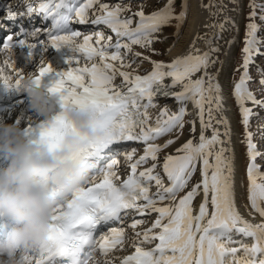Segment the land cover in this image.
<instances>
[{
	"label": "snow or ice",
	"instance_id": "obj_1",
	"mask_svg": "<svg viewBox=\"0 0 264 264\" xmlns=\"http://www.w3.org/2000/svg\"><path fill=\"white\" fill-rule=\"evenodd\" d=\"M174 3L175 0H168L161 10L147 16L142 10L137 11L134 15L139 19L135 28L131 27L132 17L121 19V13L128 10L122 8L121 3L20 0L15 6H7L4 20L18 27L23 25L25 18L33 15L51 20L49 28H37L31 35L38 37L43 33L46 41H41L42 44L54 49L68 48L74 55L66 61L72 67L58 73L59 78L48 91L59 94L62 108L70 103L89 111L95 118L93 127L98 131L92 139L85 138L83 149L76 154V159L87 165L90 180L54 214L49 243L35 259V264H57L60 260L66 264L70 261L71 264H264V207H261L264 183H257L258 178L264 180V177H258L255 161L260 154L248 131L253 109L245 106L250 102L254 107L264 108V101L257 100L247 87L253 57L264 55L258 47V26L254 22L246 25L243 71L233 90L245 128L249 160L247 199L262 221L253 224L242 217L234 201L229 121L223 115L219 119L215 116V113H222L223 104L216 75L208 69L216 63L212 57L219 51L214 46L220 39L219 32L213 36L197 34L187 54L170 63L150 61L152 70L146 75L123 70L131 67L126 58L132 46L150 47L154 34L172 20L177 21L178 37L186 19L187 3L186 0L181 3L178 15H174ZM208 7H217L210 16H218L223 5L210 4ZM249 7L252 11L248 19L254 21L258 6L253 0ZM259 7L264 11V5ZM260 20L264 21V16H260ZM72 23L106 26L114 34L115 43H112L113 35L105 36L102 30L82 33L73 30ZM224 23L230 21L226 18ZM224 23L204 26L223 31ZM5 26L0 24V27ZM12 40L11 35L7 36L0 51L11 55ZM197 40H202L208 51L201 52L196 47ZM228 43L231 45L232 41ZM133 55L140 57L141 53ZM81 57L85 66H80ZM4 65L9 70L14 69L7 59ZM4 70L0 67V83L5 87H19L23 77L16 71L5 76ZM51 71L50 66L42 65L36 83L39 84L40 78ZM117 76L121 78L119 85L114 83ZM169 79L170 83H166ZM260 84L264 85V73ZM158 95L172 97L181 106L174 114H169L167 107L162 108L152 124L148 110L157 107ZM188 101L197 109L199 140L194 143L193 139H188L175 149V154L165 155L160 164L158 154L175 140L168 139L162 145L154 141L173 129L183 130L184 104ZM189 123L190 132L194 134L196 122ZM217 125L224 131L221 132ZM209 129L210 138L205 135ZM68 134H75V128L64 117L58 116L52 124L41 127L39 138L47 142L50 150H55ZM131 141L145 145L143 155L138 159H134L135 148L121 151L115 147ZM121 155L130 171L122 182L117 183L121 181ZM149 160L151 166L138 171ZM198 165L200 180L184 195H179L188 188ZM158 167L161 171H157ZM152 187H155L154 192ZM201 193L202 202L194 211L193 202ZM152 213L157 215L150 227L138 231L147 223L144 218ZM129 216L133 218L125 224ZM113 222L118 226H109L106 231L96 234L99 228ZM126 228L132 230L131 236L126 235ZM234 235L249 238L251 243L234 240ZM126 243L132 251L123 256L114 255L116 251L126 252ZM97 251L100 258L95 255Z\"/></svg>",
	"mask_w": 264,
	"mask_h": 264
},
{
	"label": "rangeland",
	"instance_id": "obj_2",
	"mask_svg": "<svg viewBox=\"0 0 264 264\" xmlns=\"http://www.w3.org/2000/svg\"><path fill=\"white\" fill-rule=\"evenodd\" d=\"M10 3L15 6L17 3L20 2V0H8ZM213 5H220L224 2L225 8L221 13L223 17H229L233 18L236 15V12L238 11L240 6V0H211ZM243 3L242 5L244 6L242 14L243 16V28H242V36L241 40L239 41V46L236 54V59L233 67V72H231L230 75V96L233 101V110L235 111V115L237 118L238 122V127H239V135L235 132L232 135V140L234 143H238L240 146V156L239 153H236V158H235V169H238L241 165V172L242 176L239 175V170L238 169L236 172L237 174V186L236 189L239 194V199L240 202L236 201L237 208L239 212H241V207L243 206V209H246V211L249 213V215L253 218L254 214H257L254 212L249 204V201L247 199L248 197V176H247V166L249 163L248 156H247V148H246V142H245V128L243 124L241 123V116H240V110L239 107L236 104L235 98L233 96V90H234V85L235 83L238 82L239 77L243 71L241 68L242 64V59H243V54H242V49L244 47V40H245V34H246V25L250 22H254L257 24L259 31L257 32V38L260 41L258 47L260 49L261 53H264V21L260 20V5H264V0H254L255 4L258 6L256 7V18L254 21H250L249 19L246 21V8H248L249 13L252 11L250 9L249 4L253 2V0H242ZM102 2H109L111 5H115L116 3H121L122 8L128 9L127 11H124L121 13V19H126L129 17H132L133 23L131 25L132 28H135L136 23L138 21V17H135V13L137 11H143L144 14L150 15L153 12L161 10L168 2V0H102ZM184 2V0H182ZM187 3V9H186V19L183 22L180 30H179V35L177 37V21L172 20L169 25L163 26L157 33L154 34V42L150 47H145L141 48L139 46L133 45L131 52L128 53L127 58H126V63H131V67H128L130 70H140L143 73L150 72L152 70V63L150 61H155V62H161L165 61L166 56L172 51V49L178 44L179 40L181 39L182 35L184 34L189 17H190V8L192 4V0H186ZM127 6V7H125ZM181 10V2L180 0H175L174 6H173V11L174 15H178ZM241 15V14H238ZM264 16V12H263ZM91 18V17H90ZM70 26L73 28L74 24H70ZM76 26V25H75ZM78 28V27H77ZM76 31H81L82 33H90L92 30H102L105 33V36L107 35H113L111 33L110 29H108L106 26L100 25L97 28L95 26H86L77 29H73ZM106 30V31H104ZM236 30V25H231L229 27L228 31V36L231 38ZM40 36V35H39ZM79 40H82V37H80ZM33 41V40H32ZM41 41H46V36H42L38 39L37 44L30 50L23 51L21 53L20 57L16 58V64L14 69L8 70L3 73V75L7 76L10 73H14V71L18 72L20 76L25 77L29 74H32L40 69L42 65H48L51 67L52 71H64L69 69V67H72L69 63H66L69 59L73 57V53L71 52L70 49L64 48L66 55V59H64V62H59L52 51L50 50L49 46H45V44H42ZM112 43H115V37L113 38ZM227 45V44H226ZM228 46V45H227ZM227 46L221 47V49L217 52L216 57L218 58V63L217 66L215 67L214 73H216L220 67V63L222 59L224 58L225 51ZM133 53H141L140 57H136L133 55ZM155 53V54H154ZM123 54V50H122ZM149 57L148 60L143 59V57ZM221 59V60H220ZM132 61H135L134 63ZM98 62V60H97ZM80 66H85V62L83 61V58L81 57V63ZM262 73H264V55H255L253 57V62L249 66V76L250 80L248 82V90L253 94V96L257 100L264 101V85L260 84V80L262 78ZM115 84L119 85L121 84V78L117 76L116 80L114 81ZM18 91L20 92V95L14 99L10 104L6 107V111H4L0 115V123H5L9 125H15L17 127L24 126L26 124L36 122L38 120L43 119L42 116H40L38 113L33 111L30 107V102L29 99L26 95H22V88H18ZM157 103L156 108H150L151 112L157 113L156 116H149L150 120L153 119L154 121L157 119L159 116V112L162 108L167 107L169 114H174L179 110V107L181 106L178 102L175 101L174 98L169 97L166 99H157L155 101ZM190 102V101H189ZM246 107L252 108L253 109V116L250 118V123H249V128L248 131L252 134V142L256 145V150L260 154L257 156L255 164L258 169V177H264V108L261 107H254L250 102H246ZM185 107V112L186 115L183 117V122H184V128L183 130L176 128L173 129L172 132L158 138L157 140L154 141L155 144L162 145L166 140L168 139H173L175 140V143L171 145L168 149H165L161 153L158 154L159 156V163L162 164L163 162V157L167 154L170 153L171 147H174L175 144L179 143L180 140H183L185 143L188 139H193L195 143V134H192L190 132L191 124L189 123L190 121L195 120L196 122V117H195V112L193 108L189 105V103L184 104ZM150 112V111H149ZM226 118V117H225ZM228 120V119H227ZM230 127V126H229ZM235 127V126H234ZM196 128H197V123H196ZM220 131L223 132L224 129L222 126H220ZM231 129V128H230ZM191 135V136H190ZM194 135V136H193ZM177 136L179 138L177 139ZM118 149L121 151L123 150H131L133 148L136 149V154L134 156V159H138L140 155H143L144 147L145 145L142 142H125L120 145H118ZM0 160H3L0 158ZM120 164H119V175L121 176V181H117V183L122 182L124 178L128 175V167L127 164L124 160L123 155L119 157ZM152 161L149 160L146 164H144L138 171L143 170L144 168L150 167ZM240 164V165H239ZM160 168L158 167L157 170ZM161 170V169H160ZM199 172V165L197 166V171L193 177V179L189 182L192 183L194 182L196 176L198 175ZM238 176L241 178H238ZM257 183H264V180L258 178ZM153 189V190H152ZM151 191L154 192L155 188H151ZM185 192L180 193L179 195H184ZM238 200V199H237ZM167 203V202H165ZM242 205V206H241ZM241 206V207H240ZM261 207H264V203L261 204ZM155 213H152L150 216L145 217L144 219L147 221L144 225H142L140 228H138V231H142L144 228L150 227L151 223L155 220L156 218ZM259 216V215H258ZM260 217V216H259ZM133 217L129 216L125 222V224L130 223L131 219ZM139 218V217H135ZM112 226H118L116 224ZM107 228L105 229V231ZM103 232V231H102ZM132 230L130 228H126V235L131 236ZM125 248L127 251H116L114 255L116 256H123L128 253V244H125ZM132 249H129V252ZM97 258L99 257V254H95Z\"/></svg>",
	"mask_w": 264,
	"mask_h": 264
},
{
	"label": "clouds",
	"instance_id": "obj_3",
	"mask_svg": "<svg viewBox=\"0 0 264 264\" xmlns=\"http://www.w3.org/2000/svg\"><path fill=\"white\" fill-rule=\"evenodd\" d=\"M36 80L35 73L29 74L19 85L31 109L47 125L64 117L75 134L65 135L50 150L40 138L34 140L17 126L0 123V158L7 161L0 168V222L8 227L6 239L0 242V264H32L33 254L38 256L49 243L54 214L90 180L87 165L76 154L85 138L98 135L94 116L70 103L62 108L59 94L45 90Z\"/></svg>",
	"mask_w": 264,
	"mask_h": 264
},
{
	"label": "bare ground",
	"instance_id": "obj_4",
	"mask_svg": "<svg viewBox=\"0 0 264 264\" xmlns=\"http://www.w3.org/2000/svg\"><path fill=\"white\" fill-rule=\"evenodd\" d=\"M243 1L240 0V6L238 11L236 12V15L233 18H229V17H223L221 15L222 11L224 9H227V7L225 8L226 5H224V2L220 5H223L222 10L220 11V14L218 16H210V12H216L217 11V7H208V5L212 4L211 0H192V4H191V10H190V17H189V21L186 27V30L184 32V34L182 35L181 39L179 40L178 44L172 49V51L166 56V60L165 61H161L165 64L170 63L172 60L176 59L177 57H182L184 55L187 54L188 52V48L189 45L192 43L193 38L197 36V34L201 35V36H213L216 33L219 32L220 35V39L215 43V47H218L219 50L221 49V47H223L224 45L227 46L226 51H225V55L224 58L222 59L221 63H220V67L218 69V71L216 73H214L215 67L217 66L218 63V58L216 57L217 53L213 54L212 59H214L216 61V63L214 65H212L208 71L214 75H216V82L219 84L220 86V97L222 100V104H223V111L222 113H215V116L217 119L220 118L221 115H223L224 117H226V119H228L229 121V126H230V130H231V148H232V158H233V185H234V201L236 203V201L240 202L239 199V194L238 191L236 189L237 186V173L236 172L238 169L239 170V175L242 176V172H241V165L238 169H235V158H236V153L240 150V146L239 144L236 142L234 143V141L232 140V135L236 132L239 135V127H238V122H237V118L235 115V111L233 110V101L230 96V75L231 72H233V67H234V63H235V59H236V54H237V50H238V46H239V41L241 40V34H242V28H243V8L244 6L242 5ZM12 5V4H11ZM201 5H204L203 7ZM213 5V4H212ZM219 6V5H217ZM242 10V12H241ZM241 14V15H238ZM228 19V21H230V23H224L225 19ZM212 23H224V30L220 31L218 28L215 27H205V24H212ZM236 25V30L234 35L229 38L228 36V31H229V27L231 25ZM90 25V24H88ZM76 27L75 29H79L82 28L83 25H80L79 23L74 26ZM78 27V28H77ZM86 27V26H85ZM106 31V30H104ZM80 39V38H79ZM232 41V44L229 45L228 41ZM227 44V45H226ZM196 47L199 48L201 50V52L204 51H208V48L205 47L204 42L202 40H197L196 41ZM59 51L62 52V54H64V49H58ZM59 51H57L58 54ZM61 56V54L59 55ZM221 60V59H220ZM19 66V65H18ZM118 66V64H117ZM124 71H127L129 73L132 74H138V75H146L147 73H143L140 70H130L129 68H125L123 69ZM216 71V70H215ZM200 75L199 73L197 74V76ZM196 77H193V79H195ZM170 83V81H169ZM16 90L9 92L10 93V97H9V101L14 100L17 98L18 95H20V92L17 90V88H15ZM178 90V89H177ZM22 92L25 94L26 92L24 91V89H22ZM23 95V94H22ZM169 97H163V99H166ZM158 98H156L157 100ZM162 99V98H161ZM155 100V101H156ZM185 103H189V105L191 106V108H193L194 112H195V117H196V123H197V128H196V132L195 134V142H198L199 140V135H200V125H199V120L196 116L197 113V109H195L191 103V101L189 102H185ZM150 111V112H149ZM148 114L149 116H156L157 113L155 112H151V110H148ZM158 115V114H157ZM155 119V117H154ZM150 120V123L154 124V121ZM235 126V127H234ZM218 128H220V126L217 125ZM220 130V129H219ZM206 136H208L209 138L211 137V129H209L206 133ZM191 136V135H190ZM194 136V135H193ZM223 139V137H221ZM183 140H180L179 143L175 144L174 147H171V151L169 154H175V149L179 148L182 144H183ZM227 147V145H225ZM239 156H240V152ZM6 167L5 166H1L0 168ZM130 171V170H129ZM128 171V173H129ZM157 171H161L160 169ZM162 174V173H161ZM241 176L238 178H241ZM200 180V174L198 172V175L196 176L194 183L198 182ZM192 183H189V186L187 189H185V193L186 191L191 189V186L193 185ZM165 186H167V179L165 178ZM155 188V187H152ZM153 190V189H152ZM184 193V194H185ZM238 199V200H237ZM202 202V193L197 196L193 202L194 204V211L198 210V205L199 203ZM242 206V205H241ZM240 206V207H241ZM241 212L240 214L242 215V217L246 220H248L249 222L256 224V223H260L261 218L257 215L254 214V217L252 218L249 213L243 209V207H241ZM239 211V210H238ZM234 240L237 241H243L245 243H251V240L249 238H244L242 236H238V235H234ZM132 251V250H131ZM130 251V252H131ZM20 255V253H17V257ZM34 260V255L32 256V262Z\"/></svg>",
	"mask_w": 264,
	"mask_h": 264
},
{
	"label": "trees",
	"instance_id": "obj_5",
	"mask_svg": "<svg viewBox=\"0 0 264 264\" xmlns=\"http://www.w3.org/2000/svg\"><path fill=\"white\" fill-rule=\"evenodd\" d=\"M180 2L182 3V0H180ZM263 12L264 11H260V16H263ZM248 13H249V10H248V8H246V21L248 20ZM258 31H259V28H258Z\"/></svg>",
	"mask_w": 264,
	"mask_h": 264
},
{
	"label": "water",
	"instance_id": "obj_6",
	"mask_svg": "<svg viewBox=\"0 0 264 264\" xmlns=\"http://www.w3.org/2000/svg\"><path fill=\"white\" fill-rule=\"evenodd\" d=\"M170 79L166 81V83H169Z\"/></svg>",
	"mask_w": 264,
	"mask_h": 264
}]
</instances>
